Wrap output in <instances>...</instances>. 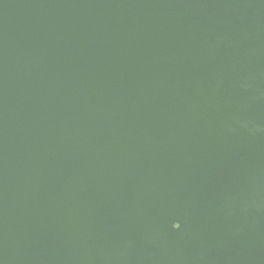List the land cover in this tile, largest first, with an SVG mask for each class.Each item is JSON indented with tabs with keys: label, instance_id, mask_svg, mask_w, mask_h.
I'll return each instance as SVG.
<instances>
[{
	"label": "water",
	"instance_id": "water-1",
	"mask_svg": "<svg viewBox=\"0 0 264 264\" xmlns=\"http://www.w3.org/2000/svg\"><path fill=\"white\" fill-rule=\"evenodd\" d=\"M0 264H264V0H0Z\"/></svg>",
	"mask_w": 264,
	"mask_h": 264
}]
</instances>
